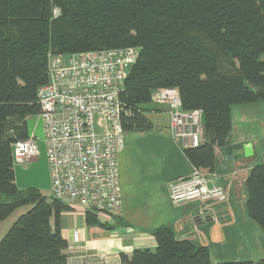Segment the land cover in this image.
I'll return each instance as SVG.
<instances>
[{
	"label": "trees",
	"instance_id": "1",
	"mask_svg": "<svg viewBox=\"0 0 264 264\" xmlns=\"http://www.w3.org/2000/svg\"><path fill=\"white\" fill-rule=\"evenodd\" d=\"M127 48L138 55L119 94L124 132L149 130L152 93L176 89L184 111L202 112L203 142L184 151L195 169L212 171L214 148L227 147L233 106L264 102V0H0V223L27 208L0 240V264L67 263L59 230L67 207L18 189L13 171L11 146L39 114L48 56ZM245 189L248 217L264 234V165L250 170ZM86 224L106 228L90 213ZM152 235L153 251L122 254L121 264H213L170 227Z\"/></svg>",
	"mask_w": 264,
	"mask_h": 264
},
{
	"label": "crops",
	"instance_id": "2",
	"mask_svg": "<svg viewBox=\"0 0 264 264\" xmlns=\"http://www.w3.org/2000/svg\"><path fill=\"white\" fill-rule=\"evenodd\" d=\"M143 116L150 129L126 133L117 156L120 217L97 218L106 226L103 228L87 225L81 211L67 209L60 213L59 230L67 243L66 264H121L122 254L130 257L135 250L153 251L157 244L152 233L161 227H170L178 241L206 248L213 264L264 259V234L248 217L245 189L250 170L264 165L261 139L247 132L264 128V102L231 108L232 131L227 147L247 146L252 155L245 161L252 159V163L226 160L223 150L214 148L213 170L200 169L209 175L211 185L223 187L227 199L219 204L188 202L175 206L170 202L169 184L189 176L195 168L173 138L166 107L151 102ZM26 125L28 136L33 135L40 148L41 123L35 116L27 118ZM15 184L23 190L16 179ZM200 212L203 215L197 219ZM50 225L54 229L53 218Z\"/></svg>",
	"mask_w": 264,
	"mask_h": 264
},
{
	"label": "built area",
	"instance_id": "3",
	"mask_svg": "<svg viewBox=\"0 0 264 264\" xmlns=\"http://www.w3.org/2000/svg\"><path fill=\"white\" fill-rule=\"evenodd\" d=\"M137 55L138 49L127 48L48 56V82L38 89L36 117L46 150L50 198L69 210L112 220L121 215L117 156L125 144L121 117L126 112L119 94ZM151 102L166 107L169 128L181 150L201 146V111H184L178 91L171 88L154 91ZM11 148L13 163L24 164L39 155L33 135ZM208 176L194 169L171 182L170 202L224 203L223 187L211 185Z\"/></svg>",
	"mask_w": 264,
	"mask_h": 264
},
{
	"label": "rangeland",
	"instance_id": "4",
	"mask_svg": "<svg viewBox=\"0 0 264 264\" xmlns=\"http://www.w3.org/2000/svg\"><path fill=\"white\" fill-rule=\"evenodd\" d=\"M262 119V117H260ZM249 135L259 137L261 146L264 147V128H253L247 131ZM246 133V132H245ZM264 152V151H263ZM14 177L19 187L23 190L32 188L38 190L42 195L50 197L49 192V174L46 159V150L43 144L39 148V155L24 164L13 163ZM27 208H22L14 212L8 219L0 223V240L6 234L8 229Z\"/></svg>",
	"mask_w": 264,
	"mask_h": 264
},
{
	"label": "water",
	"instance_id": "5",
	"mask_svg": "<svg viewBox=\"0 0 264 264\" xmlns=\"http://www.w3.org/2000/svg\"><path fill=\"white\" fill-rule=\"evenodd\" d=\"M8 138H11V135H8ZM223 153L226 160H235L236 162H241L244 164H251L252 159H248L245 161L246 158L252 155V152L247 146H233V147H226L223 149Z\"/></svg>",
	"mask_w": 264,
	"mask_h": 264
}]
</instances>
